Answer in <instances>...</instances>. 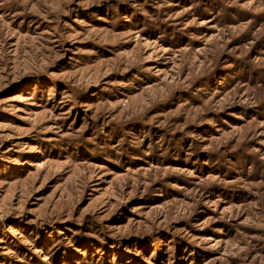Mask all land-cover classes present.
Returning <instances> with one entry per match:
<instances>
[{
	"label": "rangeland",
	"instance_id": "1",
	"mask_svg": "<svg viewBox=\"0 0 264 264\" xmlns=\"http://www.w3.org/2000/svg\"><path fill=\"white\" fill-rule=\"evenodd\" d=\"M0 264H264V0H0Z\"/></svg>",
	"mask_w": 264,
	"mask_h": 264
}]
</instances>
